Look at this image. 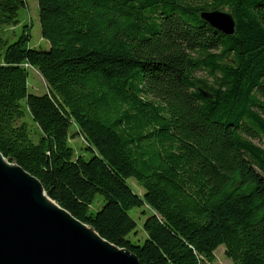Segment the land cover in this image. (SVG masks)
Here are the masks:
<instances>
[{
  "label": "trees",
  "instance_id": "16d2710c",
  "mask_svg": "<svg viewBox=\"0 0 264 264\" xmlns=\"http://www.w3.org/2000/svg\"><path fill=\"white\" fill-rule=\"evenodd\" d=\"M37 3L49 48L27 25L0 52L1 153L141 264H212L219 245L264 264V0ZM25 7L0 0V27ZM217 9L232 34L201 19ZM132 208L149 209L141 240Z\"/></svg>",
  "mask_w": 264,
  "mask_h": 264
},
{
  "label": "water",
  "instance_id": "95a60500",
  "mask_svg": "<svg viewBox=\"0 0 264 264\" xmlns=\"http://www.w3.org/2000/svg\"><path fill=\"white\" fill-rule=\"evenodd\" d=\"M201 19L232 34L233 15L202 11ZM204 97L211 93L202 87ZM0 264H141L134 252L106 240L50 198L41 181L0 151Z\"/></svg>",
  "mask_w": 264,
  "mask_h": 264
},
{
  "label": "rangeland",
  "instance_id": "374dc122",
  "mask_svg": "<svg viewBox=\"0 0 264 264\" xmlns=\"http://www.w3.org/2000/svg\"><path fill=\"white\" fill-rule=\"evenodd\" d=\"M18 19L19 22L16 25L0 27V39L2 40L0 41V52H3L7 44L17 39L27 25L26 32L29 33L28 44L41 49L49 48V42L41 36L37 0H26V7L20 9ZM197 76H205V72L199 71ZM28 87L30 91L36 94H42L47 91V85L43 77L35 68H29ZM28 121L30 122L31 120L28 119ZM31 126L33 127V125ZM70 142L75 150L80 152V148L84 144L83 139L80 136H76L71 138ZM254 142L264 147V137L256 138ZM128 182L137 193H143L142 187L134 179H129ZM97 197L100 199L99 195ZM148 212L149 209H144L143 211L141 208H132L130 210L131 215L137 223L136 233L133 236L137 240H141L145 236L142 223ZM212 264H233L232 260L225 255L224 245H219L214 251V261Z\"/></svg>",
  "mask_w": 264,
  "mask_h": 264
}]
</instances>
